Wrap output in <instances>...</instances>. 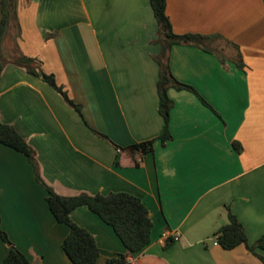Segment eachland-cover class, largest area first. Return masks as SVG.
<instances>
[{"label":"crops","instance_id":"1","mask_svg":"<svg viewBox=\"0 0 264 264\" xmlns=\"http://www.w3.org/2000/svg\"><path fill=\"white\" fill-rule=\"evenodd\" d=\"M16 13L4 53L16 27L17 50L39 61L81 107L79 114L41 77L6 62L0 120L34 150L44 182L61 196L140 198L153 229L150 245L128 256L135 264H261L246 245H215V235L227 208L250 245L264 235V0H167L176 34L216 35L224 44H204L213 53L171 48L172 74L207 104L170 89L172 140L147 155L128 148L157 139L164 128L150 0H19ZM47 196L28 159L0 144L3 230L33 264H73L62 248L69 229L56 221ZM72 219L96 238L97 264L128 253L88 208ZM7 253L0 241V264Z\"/></svg>","mask_w":264,"mask_h":264},{"label":"trees","instance_id":"2","mask_svg":"<svg viewBox=\"0 0 264 264\" xmlns=\"http://www.w3.org/2000/svg\"><path fill=\"white\" fill-rule=\"evenodd\" d=\"M19 0H0V81L6 62L23 67L30 75L41 77L58 92L65 101L72 106L79 114L81 107L76 105L69 97L66 90L60 86L54 75L46 74L41 70L40 62L24 56L18 50L13 57H8L3 51L10 24L16 19L17 5ZM151 6L158 24V43L161 46L160 53L154 57L159 67L158 93L160 98L159 112L164 118V128L161 135L154 140L135 144L128 148L130 154L140 152L143 155L155 152V145L160 142L164 147L172 140L170 132V113L173 108V101L169 97V90H188L196 94L206 105L205 100L198 92L187 84L178 81L171 71L170 50L174 45H188L198 47L206 52L213 53V50L204 46L207 41L213 40L216 35L203 36L197 34L179 35L173 31L171 22L166 13L167 0H150ZM238 48V47H237ZM221 61L224 62L223 57ZM237 65L244 66L242 56L237 59ZM106 138V137H105ZM0 144L24 155L32 165L37 182L46 189L47 203L50 212L60 224L68 227L69 234L65 238L62 248L73 264H97L101 255L96 238L87 229L78 225L72 214L78 208L86 207L97 215L105 224L113 228L114 232L121 240L126 255L108 260V264H124L128 256L138 254L145 250L151 243L153 222L146 205L143 201L129 193L118 192L108 195H88L80 194L76 196L58 195L48 186L41 177L36 154L18 131L11 125L0 120ZM238 151L241 147L235 143ZM171 240H174L173 238ZM215 240L225 250H233L240 245H246L249 252L257 255L264 264V257L257 254V250H264V235L253 245L249 244L247 233L238 217L227 208V222L221 226ZM0 241H2L8 253L1 264H33L29 258L22 253L10 240L8 234L2 228V218L0 215ZM175 241V240H174ZM171 241L168 242L170 244Z\"/></svg>","mask_w":264,"mask_h":264},{"label":"rangeland","instance_id":"3","mask_svg":"<svg viewBox=\"0 0 264 264\" xmlns=\"http://www.w3.org/2000/svg\"><path fill=\"white\" fill-rule=\"evenodd\" d=\"M12 30H13L12 31V37H11L12 41L11 42L9 41L8 44L5 46V54L8 57H13L16 53V50H17L16 42H15L16 39L14 40V38H15V35L17 36L18 31H17L16 27H13ZM205 44H207V46L209 45L212 48L217 50V48L220 47L219 44L222 45L224 43L221 41H218V40H212V41H207V43H205Z\"/></svg>","mask_w":264,"mask_h":264},{"label":"built area","instance_id":"4","mask_svg":"<svg viewBox=\"0 0 264 264\" xmlns=\"http://www.w3.org/2000/svg\"><path fill=\"white\" fill-rule=\"evenodd\" d=\"M174 240H177L179 238V235L175 234L172 236ZM218 242L215 240V245H217ZM124 264H135V261L133 259L127 258Z\"/></svg>","mask_w":264,"mask_h":264}]
</instances>
